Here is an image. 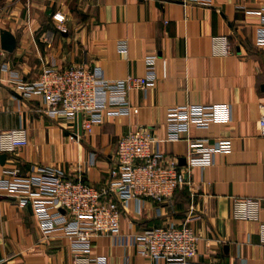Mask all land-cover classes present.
I'll return each instance as SVG.
<instances>
[{"label": "crops", "instance_id": "1", "mask_svg": "<svg viewBox=\"0 0 264 264\" xmlns=\"http://www.w3.org/2000/svg\"><path fill=\"white\" fill-rule=\"evenodd\" d=\"M264 9V0H213L209 6L183 0H0L1 32L17 40L12 53L1 49L0 63L18 71L26 82L39 80L46 69L100 66L108 80L144 76V59L157 56L158 80L148 91L128 94L137 114L106 117L92 135L78 143L70 139L75 123L50 116L41 97L26 98L7 82L0 64V132L24 127L29 142L0 164L19 166L27 175L48 166L70 175L82 174L90 186L107 183L118 142L140 127L159 139L167 137L170 108L188 104L214 105L216 122L209 130L193 128L191 136L228 141L232 151L215 156L208 168L190 170L191 185L180 189L167 204L146 202L123 212L120 233L138 235L165 220L188 224L200 236L197 261L204 264H264L259 240L264 223V48L255 45L261 20L250 12ZM65 17L63 23L54 15ZM65 28V31H64ZM226 35L231 54L211 55V38ZM125 42L127 51L119 45ZM162 151L184 162L185 142L163 143ZM97 160L92 164V155ZM260 202L259 222L232 218L235 198ZM158 209L166 217L158 216ZM166 218V219H165ZM91 255L107 264H166L137 255V249L113 238H94ZM0 264H72L65 233L44 237L30 207L20 208L0 192Z\"/></svg>", "mask_w": 264, "mask_h": 264}, {"label": "built area", "instance_id": "2", "mask_svg": "<svg viewBox=\"0 0 264 264\" xmlns=\"http://www.w3.org/2000/svg\"><path fill=\"white\" fill-rule=\"evenodd\" d=\"M209 6L213 0H183ZM258 16L262 26L256 30L255 45L264 48V9L250 12ZM63 23L65 17L54 15ZM65 31V28H64ZM122 52L127 45H119ZM211 55L227 58L231 54L226 35L211 38ZM158 57L147 56L144 76H127L120 80H108L100 66L70 67L63 71L46 69L36 82H26L21 74L0 63L7 74V82L26 98L41 97L46 113L69 119L74 123L82 118V134L77 131L70 139L80 142L93 134L94 128L104 123L106 117H128L139 109L129 100L131 90L148 91L158 80ZM216 122L214 105L188 104L170 108L166 117L167 137L159 139L151 129L140 127L128 133L118 142L115 162L106 184L96 189L84 180L82 174L70 175L66 171L48 166H36L27 175L19 166L6 169L0 179V192L7 193L20 208L30 207L44 237L56 232L65 233L70 244L72 264H107L105 258L91 255L94 238L107 236L119 245L128 240L137 249V255L156 263L204 264L197 261L199 234L189 226L188 218L182 223L165 220L161 225L138 235L120 233L124 211L136 204V212L142 214L146 202L167 204L173 212V200L179 189L190 186L192 168H208L215 156L227 155L233 147L228 141L195 138L193 128L209 130ZM260 135L264 136V116L258 122ZM28 131L24 127L0 132V155H15L28 145ZM185 142L184 162L166 155L163 143ZM97 155H92V164ZM159 217H166L158 209ZM232 218L241 222H259L260 202L256 198H235ZM166 219V218H165ZM259 240L264 246V223L260 225ZM3 261H0L2 263ZM130 264V260H126Z\"/></svg>", "mask_w": 264, "mask_h": 264}, {"label": "water", "instance_id": "3", "mask_svg": "<svg viewBox=\"0 0 264 264\" xmlns=\"http://www.w3.org/2000/svg\"><path fill=\"white\" fill-rule=\"evenodd\" d=\"M1 49L5 52L12 53L16 49L17 40L16 38L8 31L1 32ZM75 131L79 134H82V118L78 117L77 122L75 123ZM7 156L5 154L0 155V164L4 165L6 162ZM181 163H183L181 161Z\"/></svg>", "mask_w": 264, "mask_h": 264}, {"label": "trees", "instance_id": "4", "mask_svg": "<svg viewBox=\"0 0 264 264\" xmlns=\"http://www.w3.org/2000/svg\"><path fill=\"white\" fill-rule=\"evenodd\" d=\"M183 188H184V187H183ZM181 189H182V188H181ZM179 190H180V189H179ZM179 190H178V191H179ZM177 193H178V192H177ZM177 193H176V194H177Z\"/></svg>", "mask_w": 264, "mask_h": 264}]
</instances>
